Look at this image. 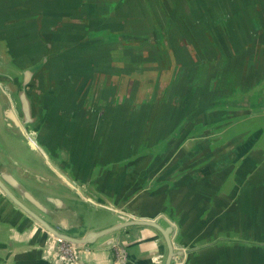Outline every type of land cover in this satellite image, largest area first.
<instances>
[{
    "label": "water",
    "instance_id": "95a60500",
    "mask_svg": "<svg viewBox=\"0 0 264 264\" xmlns=\"http://www.w3.org/2000/svg\"><path fill=\"white\" fill-rule=\"evenodd\" d=\"M262 113L264 0H0V200L47 264L60 243L130 264L140 229L149 264H264ZM184 176L200 206L221 196L203 243L162 195ZM9 234L0 264H28Z\"/></svg>",
    "mask_w": 264,
    "mask_h": 264
},
{
    "label": "crops",
    "instance_id": "0c3cea01",
    "mask_svg": "<svg viewBox=\"0 0 264 264\" xmlns=\"http://www.w3.org/2000/svg\"><path fill=\"white\" fill-rule=\"evenodd\" d=\"M81 176L83 178L84 175ZM176 183L181 186L180 189L177 190L178 192L173 194L170 192V190H172L170 188V190H163L162 195L169 192L168 203H171V205L174 207V210H177L179 212H181V210H184V213L186 214V219H184L186 222L183 229L185 237L192 239L195 242L197 241L203 243L204 240H209L210 238L217 236V234H219L220 232H217L215 230V218L217 217L219 209L215 201L218 200L221 196L217 195V193L214 192L212 198L214 204L210 206L208 205L205 208L204 206L199 205V201L194 193V185L189 178H186L184 176L180 178ZM206 183L209 182L205 181L204 185ZM131 187H133L132 183ZM126 188L127 187L125 186L124 189ZM148 193L156 195L155 197H157V194H155L156 192ZM114 194H116L115 191ZM164 201L165 200L161 202V210L165 209L166 203L164 204ZM123 204L124 203L120 201L118 206L120 208H124ZM190 212L192 213V215L190 214ZM9 216L10 209L7 205V202L0 200V227L7 229L10 233L9 236L14 240H18L21 236H18L14 228H10V226H8V223H10ZM75 217L76 215H72L70 213L58 214L53 220V225L62 232L72 236H80L88 230H93V228L88 227L78 228L79 225ZM137 231L135 232L133 239L127 240L125 244V246L127 247L129 245H132V243H136L139 245L136 250V256L133 255L134 253L132 254L130 264H149L150 258L155 254L154 252L156 251V248L153 246L152 241H154L157 234L148 229H140L139 233H137ZM229 237L234 238L235 236L230 234ZM21 238L27 242V246L22 250H19L18 252H21L25 255L27 254L25 256L26 263L47 264L40 259L39 241L34 240V236H32V234L29 232L24 233ZM212 254V249L203 250L199 252V254L194 255L193 258H195V260L193 263L216 264L215 262H212ZM82 260L85 264H118L119 256L117 251L113 250L89 251L84 253V255L82 256Z\"/></svg>",
    "mask_w": 264,
    "mask_h": 264
},
{
    "label": "built area",
    "instance_id": "2783aa9c",
    "mask_svg": "<svg viewBox=\"0 0 264 264\" xmlns=\"http://www.w3.org/2000/svg\"><path fill=\"white\" fill-rule=\"evenodd\" d=\"M77 259V250L66 243H60L57 254V260L60 264H77Z\"/></svg>",
    "mask_w": 264,
    "mask_h": 264
},
{
    "label": "rangeland",
    "instance_id": "374dc122",
    "mask_svg": "<svg viewBox=\"0 0 264 264\" xmlns=\"http://www.w3.org/2000/svg\"><path fill=\"white\" fill-rule=\"evenodd\" d=\"M255 122L259 123L261 126H264V113H262V115L259 116V118L255 120Z\"/></svg>",
    "mask_w": 264,
    "mask_h": 264
}]
</instances>
